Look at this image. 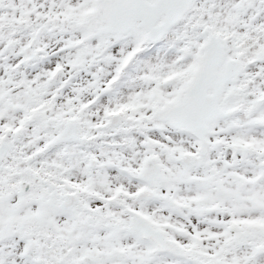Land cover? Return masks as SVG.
Segmentation results:
<instances>
[{"label": "snow or ice", "instance_id": "1", "mask_svg": "<svg viewBox=\"0 0 264 264\" xmlns=\"http://www.w3.org/2000/svg\"><path fill=\"white\" fill-rule=\"evenodd\" d=\"M0 264H264V0H0Z\"/></svg>", "mask_w": 264, "mask_h": 264}]
</instances>
